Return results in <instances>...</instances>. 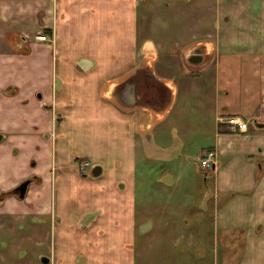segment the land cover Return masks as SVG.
<instances>
[{"label": "crops", "instance_id": "1", "mask_svg": "<svg viewBox=\"0 0 264 264\" xmlns=\"http://www.w3.org/2000/svg\"><path fill=\"white\" fill-rule=\"evenodd\" d=\"M0 134L19 141L0 148V193L37 179L0 197V228L30 227L10 244L32 235L39 264H184L172 245L264 264V0H0ZM164 193L183 210L159 214ZM145 219L175 236L160 257Z\"/></svg>", "mask_w": 264, "mask_h": 264}, {"label": "rangeland", "instance_id": "2", "mask_svg": "<svg viewBox=\"0 0 264 264\" xmlns=\"http://www.w3.org/2000/svg\"><path fill=\"white\" fill-rule=\"evenodd\" d=\"M8 140L11 141V143L13 142H16L15 144H17L19 141H18V137L17 136H14L12 139L10 137V139H6V136L1 140L0 142V148L2 150H9L8 148H10V145L8 144ZM20 145H21V148L22 150H24L25 153L23 154H18L17 156L15 154H11L10 156V161H11V158H16L17 159V162L19 163H22V160L20 158H27L28 156V151H29V148H23L22 147V142H20ZM17 146V145H16ZM36 143H34L31 147V150H30V158L27 159V163L25 164V168H22L23 165L21 164L20 166H16L14 167L13 165H11V171H10V177L11 178H16V176L20 173H23L24 170L27 171V170H32L35 165H33V161H37L38 158L37 156H34L32 153H34V149L36 148ZM18 147V146H17ZM20 152V150H19ZM32 152V153H31ZM14 160V159H13ZM16 160H14L15 162ZM37 168L35 169V172H36ZM33 175V172L31 173ZM200 181H202V184L204 183V178L203 176L201 175L200 176ZM33 187V186H32ZM171 191V189L168 187L167 188V195H168V192ZM33 192H37L36 191V188L33 189ZM180 194V191H178V197H179ZM156 196V195H155ZM181 199V198H180ZM178 202V200H176ZM181 201V200H180ZM171 203H169V200H167V198H165V193L162 194L161 196L157 195L156 196V202H155V205H156V210L157 212H159V214H166V213H170V212H173V214L175 213H178L180 212L181 210H179L181 207L180 205H178V203L176 204H173V205H170ZM172 207V209H171ZM148 214H149V211H148ZM157 216V223H158V226L160 224V217L161 215ZM169 215V214H168ZM175 216V215H174ZM182 218V217H181ZM163 222V221H162ZM143 228H145L148 233L146 234L145 238L147 239V242H149V247H150V241L149 239H151V241H153V244H151L152 246V249L153 250L151 252L152 256L154 257H160V255H162L161 253L157 252V250H161V248H166V247H170V245L173 244V240L175 238V236H169V235H166L162 240H159V239H156V238H159V236H154L152 235L151 238H150V235H149V226L151 224L150 220L148 219H145L143 220ZM17 227L19 228H22L19 233H13L14 235L11 237H9L7 235V233H5V230L0 228V264H39V261H41V257L37 258L36 256V248L35 246L31 245V241L32 239H34V237L32 235H30L28 238V240H31V241H28L27 240V243H26V239L27 238L26 236L28 235H24V252H20L18 251L17 249L15 250V244L11 245L10 243H12L13 241L15 242H19L20 240V233H26L28 234L29 232L31 233L32 229L30 227H26L24 225H22L20 227V223L17 222L16 223ZM161 237V236H160ZM144 237H142L143 239ZM207 237L204 238V240H206ZM23 243V242H22ZM161 243V244H159ZM211 243V242H210ZM8 244H10L9 247ZM19 244V243H18ZM21 244V243H20ZM5 245V246H3ZM4 248H11L13 249L14 251H6L3 249ZM183 247H181V245H179L177 247L176 246H173L172 245V248H167V249H164L167 253H166V256L168 257L169 256V260L172 262V261H176L177 259H180L184 264H215V261L216 259L214 258L216 253L214 252H211L212 250L211 249H208V251H205L203 253V255L201 256V259L200 258H195V256H191L189 255L188 253L192 254L191 251H189L187 249V247L185 249L182 250ZM206 248H210V246H206ZM30 249V250H29ZM210 250V251H209ZM16 252H19V254L17 255ZM150 254V253H149ZM239 254H240V251H234V252H229L228 253V259L230 260V264H234V261L235 259L237 260V257H239ZM27 255V256H26ZM241 255V254H240ZM13 256H14V259H13ZM166 259V258H165ZM156 262H153L152 261V264H162V260H158L156 259L155 260ZM159 261V262H158ZM169 264L170 262L167 261ZM165 263H166V260H165ZM219 264H223L222 263V255L219 254V261H218Z\"/></svg>", "mask_w": 264, "mask_h": 264}, {"label": "flooded vegetation", "instance_id": "3", "mask_svg": "<svg viewBox=\"0 0 264 264\" xmlns=\"http://www.w3.org/2000/svg\"><path fill=\"white\" fill-rule=\"evenodd\" d=\"M1 138H2V135L0 134V140H1ZM77 166H78V170H79L81 173H84V174L88 173V171H89L90 169L93 168V173H94L95 175L97 174V172L95 171V169L100 168L99 165H93V164H92L89 160H87V159H83V160L79 161V162L77 163ZM35 180H37V179H33V178L24 179V180L20 181V182L14 187V188L10 189L9 191L1 192V193H0V197L3 198V197L8 196V195H10V194H14V195H17V196H19V197H24L25 194H26V192H27V188H28V186H29L31 183L35 182ZM25 181H27L26 188H25V191H24V195L21 196V195H20V194H21V189H18V187H19L23 182H25ZM43 259H45V260H43ZM47 261H48V257H46V256H42V257H41V261H40V262H42V263H46Z\"/></svg>", "mask_w": 264, "mask_h": 264}, {"label": "built area", "instance_id": "4", "mask_svg": "<svg viewBox=\"0 0 264 264\" xmlns=\"http://www.w3.org/2000/svg\"><path fill=\"white\" fill-rule=\"evenodd\" d=\"M37 38L44 40V41H48L49 35L46 33H42L40 35H37ZM229 121L233 124L232 130H234V131H236V130L245 131L246 130V124L245 123H243L241 121H237L235 119H230ZM215 159H216L215 151L210 150L207 152L205 157L200 158V163L204 168H210L215 163Z\"/></svg>", "mask_w": 264, "mask_h": 264}, {"label": "water", "instance_id": "5", "mask_svg": "<svg viewBox=\"0 0 264 264\" xmlns=\"http://www.w3.org/2000/svg\"><path fill=\"white\" fill-rule=\"evenodd\" d=\"M26 184H27V181H25V182H23L19 187H18V189H21V196H23L24 195V191H25V188H26ZM43 260H45V259H43Z\"/></svg>", "mask_w": 264, "mask_h": 264}]
</instances>
